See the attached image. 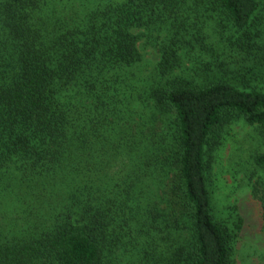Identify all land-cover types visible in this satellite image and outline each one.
Masks as SVG:
<instances>
[{
    "label": "trees",
    "instance_id": "trees-1",
    "mask_svg": "<svg viewBox=\"0 0 264 264\" xmlns=\"http://www.w3.org/2000/svg\"><path fill=\"white\" fill-rule=\"evenodd\" d=\"M263 17L259 0H0V264H234L209 182L226 126L264 125Z\"/></svg>",
    "mask_w": 264,
    "mask_h": 264
},
{
    "label": "rangeland",
    "instance_id": "rangeland-1",
    "mask_svg": "<svg viewBox=\"0 0 264 264\" xmlns=\"http://www.w3.org/2000/svg\"><path fill=\"white\" fill-rule=\"evenodd\" d=\"M259 2L264 14V0ZM200 52L193 53L198 57ZM142 53L143 70L148 74L160 57L155 45L147 46ZM195 61L191 58L181 63L186 69H193ZM262 69L264 80V64ZM262 155L264 125L233 119L226 126L221 147L215 155L209 186L216 220L236 234L234 264H264V219L260 201L264 193V169L256 164L257 157Z\"/></svg>",
    "mask_w": 264,
    "mask_h": 264
}]
</instances>
